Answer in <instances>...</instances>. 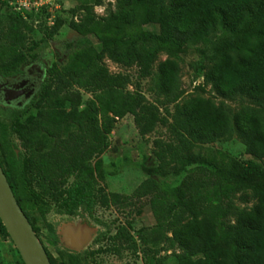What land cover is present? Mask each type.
Here are the masks:
<instances>
[{"label": "trees", "instance_id": "obj_1", "mask_svg": "<svg viewBox=\"0 0 264 264\" xmlns=\"http://www.w3.org/2000/svg\"><path fill=\"white\" fill-rule=\"evenodd\" d=\"M99 2L82 0L70 9L68 25L80 37L78 48L68 54L62 68L54 62L47 69L36 114L26 122H14L12 129L28 155L19 160L13 149L7 155L1 143L5 156L0 166L36 235L31 215L48 208L44 194L68 215L111 201L97 189L103 178L102 160L92 159L106 147V134L116 118L132 115L140 135L151 133L160 120L155 103L115 85L117 77L102 63L107 57L126 67L135 65L141 78L150 77L156 103L161 96L174 103L171 116L177 141L153 142L158 166L174 167L183 161L200 167L199 175L175 187L153 179L139 184L137 193L149 196L155 219L150 229L153 240L171 231L168 240L180 251L174 255L176 264H264V167H226L223 160L201 152L204 144L236 137L246 154L264 159V0H114V9L102 17L93 12ZM76 12L79 19H73ZM26 16L31 20L29 13L11 11L6 22L0 21V68L23 62L27 31L45 27L46 21L33 25ZM52 20L46 25L49 36L57 31L58 18ZM149 24L157 25L158 31L146 29ZM191 47L198 55L193 69L203 82L183 97L179 58ZM160 53L167 57L153 73ZM70 84L93 93L84 107L80 108L79 92L69 91ZM207 86L220 99L205 96ZM232 101L238 105L228 103ZM64 103L69 109L60 107ZM205 165L213 168L206 173ZM32 182L43 189L37 191ZM237 194L241 202L253 203L236 205ZM228 217L233 220L226 221ZM0 234L10 239L1 220ZM114 238L132 240L124 227H118ZM140 240L152 239L140 233ZM75 259L70 255L69 263Z\"/></svg>", "mask_w": 264, "mask_h": 264}, {"label": "rangeland", "instance_id": "obj_2", "mask_svg": "<svg viewBox=\"0 0 264 264\" xmlns=\"http://www.w3.org/2000/svg\"><path fill=\"white\" fill-rule=\"evenodd\" d=\"M0 4V21L6 22L11 11H17L19 0H3ZM29 1V0H28ZM27 1V2H28ZM32 1V0H31ZM47 6L35 8L27 3L28 9L24 10V15L29 13L31 20H27L33 25L38 21L44 23L45 27H37L36 31L28 32V39L23 48L25 60L21 63H13L0 68V74H14L20 72L25 64L39 63L48 69L52 63H58V68H62L70 52L78 48L80 37L73 31L68 21L72 18L70 9L79 5L82 0H48ZM93 12L97 16H105L115 7L114 0H99ZM51 16L58 18L57 31L49 36L46 25H51ZM80 12L73 15V19H79ZM146 29L158 31V26L149 24ZM94 45L99 48L97 41L89 36ZM167 57L165 53H160L157 60L152 65V72H156L160 61ZM198 59V55L193 47L188 48L180 54V90L182 96L192 94L195 86L203 82L201 75L196 74L192 63ZM36 61V62H35ZM102 63L108 71L117 77L115 85L125 91L135 93L139 98L148 103H155L158 109L160 120L154 130L147 135H140L133 121L132 115L116 118L106 134V147L101 153L96 155L92 162L97 159L102 160L103 178L98 179L97 189L109 195L106 204L97 202L90 211L82 209L75 215H68L59 210L50 194H44L43 199L48 203V208L42 214L35 210L32 212L33 224L39 232V240L48 252L54 264L69 263L70 255L76 257L73 264H150L154 261L162 260L164 264H176L174 255L179 253V249L170 244L171 231H167L165 238L154 239L150 229L155 225V219L149 206V196L137 193L139 184L145 179H153L161 184L172 187L178 186L188 177H195L200 174L198 164H187L178 161L172 167L161 168L154 155V144L156 139L165 142H176L177 136L173 130L172 113L174 103L164 100L161 96L159 102H155L156 96L150 90L151 78H141L138 75V68L115 63L104 57ZM204 68V65H202ZM4 71H9L5 73ZM69 91H78L81 98L80 108L92 99L93 93L89 89L79 88L75 84H70ZM205 96L220 99L206 87ZM233 107L238 105L237 101L228 102ZM40 103L36 94L24 109L12 111L0 105V158L5 154L9 155L13 149L16 157L21 160L29 153L23 145L20 136L12 129L15 120L26 122L33 117ZM60 107L69 109L68 103L60 104ZM4 126V127H3ZM51 142V141H50ZM1 143L7 150L5 154L1 152ZM201 152L207 158H216L224 161L226 167L238 164L246 170L260 169L264 167V159H255L244 151L241 141L234 137L227 141H217L213 144H204ZM204 166V165H203ZM207 172L212 166L205 165ZM72 177L69 178V181ZM33 187L40 191L42 186L32 182ZM116 195L117 201H114ZM237 194L233 197L236 205H251L253 201L243 203ZM127 204H124V200ZM233 217H228L226 221H232ZM50 225V227L48 226ZM118 227H124L132 236V240L125 242L115 239L114 234ZM140 233L147 234L152 240L143 243L140 240ZM52 239H56L55 241ZM0 264H21L14 244L9 238L0 234Z\"/></svg>", "mask_w": 264, "mask_h": 264}, {"label": "water", "instance_id": "obj_3", "mask_svg": "<svg viewBox=\"0 0 264 264\" xmlns=\"http://www.w3.org/2000/svg\"><path fill=\"white\" fill-rule=\"evenodd\" d=\"M0 220L24 264H51L43 244L18 205L1 166Z\"/></svg>", "mask_w": 264, "mask_h": 264}, {"label": "flooded vegetation", "instance_id": "obj_4", "mask_svg": "<svg viewBox=\"0 0 264 264\" xmlns=\"http://www.w3.org/2000/svg\"><path fill=\"white\" fill-rule=\"evenodd\" d=\"M46 76L47 69L39 63L25 64L14 74H0V105L12 111L24 109L38 94Z\"/></svg>", "mask_w": 264, "mask_h": 264}, {"label": "built area", "instance_id": "obj_5", "mask_svg": "<svg viewBox=\"0 0 264 264\" xmlns=\"http://www.w3.org/2000/svg\"><path fill=\"white\" fill-rule=\"evenodd\" d=\"M19 0L17 2L18 4V7H14L15 10L17 11H20V12H24V10H27L28 9V6H27V3H29L31 6L35 7V8H39V7H42V6H47L48 4H51L49 3L48 0ZM53 17L54 16H51L50 19H51V24L53 23Z\"/></svg>", "mask_w": 264, "mask_h": 264}]
</instances>
